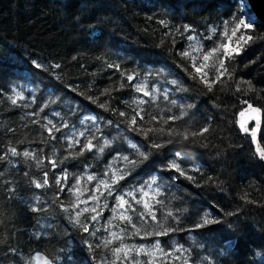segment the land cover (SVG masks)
<instances>
[{"label": "trees", "instance_id": "trees-1", "mask_svg": "<svg viewBox=\"0 0 264 264\" xmlns=\"http://www.w3.org/2000/svg\"><path fill=\"white\" fill-rule=\"evenodd\" d=\"M244 13L252 27L237 35L247 42L225 58L222 33L230 35ZM213 47L202 79L193 65ZM247 104L262 111L264 148V25L246 1L0 0V264H36L37 252L54 264H264V162L236 125ZM49 120L60 129L55 138L43 126ZM90 139L97 147L77 155ZM50 161L62 162L53 168ZM45 171L49 185L36 188ZM114 172L127 175L113 185ZM77 178L83 195L68 191ZM94 190L99 199H89ZM116 196L136 211L118 207ZM73 203L78 208L65 213ZM83 208L96 209L80 217L87 233L69 220ZM203 218L219 223L197 227ZM121 244L144 251L117 259L112 249Z\"/></svg>", "mask_w": 264, "mask_h": 264}, {"label": "snow or ice", "instance_id": "snow-or-ice-1", "mask_svg": "<svg viewBox=\"0 0 264 264\" xmlns=\"http://www.w3.org/2000/svg\"><path fill=\"white\" fill-rule=\"evenodd\" d=\"M161 23L163 24L165 22L164 21H161ZM228 23L229 22L227 20L224 21V24L226 26L228 25ZM241 26H243L244 29H250L252 27L251 23L246 22L245 20H239V23L236 24L235 28H233L231 35H227L226 32L225 33H222V35H226V38H227V41H228L227 43H224V44H222L220 46L223 49V56L225 58H231L234 54L235 55H239L241 53V51H242V47L241 46H239V45L236 46V47H233L232 46V39H233V37H235L237 35V30L240 29ZM188 30H189L188 26L185 25L184 26V31L187 32ZM211 31L213 33H215L216 32V29L213 28V29H211ZM188 39L191 40L192 37L189 36ZM208 39H211V37H208ZM247 39L248 40H251V36H249ZM239 41H245L244 35H240L239 36ZM245 42H247V41H245ZM217 51H218L217 47H213L209 52H207V53L204 54L203 60L205 61V63L200 64V66H198V67H196L195 64L193 65L195 67V72L198 73V74H201V78L202 79H203L204 76L207 75V73L203 72V69L206 68V67H208V65H207L206 62ZM182 56L188 57L189 56V52H183L182 53ZM193 59L195 60L194 57H193ZM219 65H220V67L219 68H216L215 70L218 73H220V75H222L223 72H221V69H223L224 71H227V68L225 67V60L224 59H220ZM112 66L113 65H109V67H112ZM37 67H41V66L39 64H37ZM213 67H215V65H213ZM220 75H217L216 76V79L217 80L220 79ZM127 80H129V81L133 80V76L132 75H128L127 76ZM206 86L209 87V90H211V85L210 84H207ZM136 90L137 91H141L142 90L141 86H137ZM148 94L149 93L147 91L144 92V95L147 96ZM17 98L22 99V97H20L19 94H17ZM10 99H11V103L12 104L15 105L17 103V99H13L11 97H10ZM165 99H167V96H165ZM141 103H143V101H141ZM172 103L175 104V101H172ZM101 107H103V105H101ZM248 109L250 110V114L248 116V119L255 120L257 126L256 127H252L251 130H249V127L246 126L247 125V120H241L239 122L240 129H241V131H243L245 133H249V131H250V134H251V137H252V141H253V143H256V141H257V135L256 134H257V131L259 130V125L261 123V117H260L261 110L259 108H254L250 104L248 105ZM119 115L120 116H125V113L124 112H120ZM137 115H139V114L137 113ZM240 115H241V117H244L245 116V112H241ZM82 123H84V121H82ZM131 124L132 125H135L136 124L135 118H133L131 120ZM49 125H51V127H49ZM43 126L47 129V131L49 132V136L52 137V138H55L54 135H53L54 132H59L60 131V129L56 125L52 124V121L51 120H49L47 122V124L46 125H43ZM130 130L131 131H136L137 129H136V127H132V128H130ZM96 131L99 132L100 129L99 128H96ZM201 131L202 132H207L208 129L205 128V129H202ZM79 135L80 136H84L85 133L84 132H81ZM193 135H197V134L196 133H193ZM93 139H98L95 136V134H93ZM74 143H76V142L70 141L69 144H68V147L69 148H72L74 146ZM109 144H110V141L105 140L102 145H99V151L100 152H103L104 149ZM131 146L134 149H136V152L139 154L140 157H143L144 159H147L148 158L145 155L144 152H140V150L138 148H136V145L135 144H133ZM152 146L154 148H160L161 147L160 144H156V143H153ZM96 147H97V145H93L92 140L90 139V140H88V142L86 144H81L80 150L76 154L77 155H80L85 150L91 151V150H93ZM10 151H11V155L12 156L18 155V153H17V151H16L15 148L10 149ZM256 152H257L258 156L260 157V159L261 160H264V148H261L259 146V144H257ZM32 155H33V153H30L29 151H24L23 152V156L24 157H30ZM121 159L123 161L127 162L129 165H133V166L140 162L139 160H130V158L128 156H123ZM50 162L52 164V167L55 168L57 166V163H61L62 161H50ZM169 166L171 168L177 170V171H180L179 165L176 164L175 162L171 163ZM109 167H111V165ZM180 174L181 175H184V172L180 171ZM107 175H108V173L105 172V176H107ZM126 175H127V172H119V173L114 172L113 173L112 184L113 185L116 184L118 180H123ZM48 177H49V173L47 171H45L44 172V178H43L42 181H40V182L33 181V183L35 184V187L36 188H42V187L48 186L49 185V178ZM66 178H67V174H65L64 177H54V179L56 181V184H58V185L62 184V181L64 179H66ZM95 179H96L95 176H92V175H88L87 176V180L88 181H93ZM188 179H192V178L191 177H188ZM80 183H81L80 178H77L76 179V184L73 185L71 188H69L68 191L69 192H73L74 195H76V193H79V195H83V192L84 191H87V189L86 188H83V189L79 188L78 186L80 185ZM100 184H102L104 188L108 189V195H112V186L111 185H109L106 181H100ZM63 190L64 189L61 188V191H63ZM95 191L96 190H94L93 193L90 194L89 199H94V200L99 199V197L95 195ZM158 194L159 193H157V195ZM79 195H77V200H79ZM126 195L132 196V193L129 192ZM143 195L146 197V196H148V193L147 192H144ZM115 199L118 202V207H124V205L127 204L129 209H131L133 212L136 211L135 209H132L131 204H129L128 201H126L123 196H116ZM81 202L83 203V202H86V201H81ZM136 203L137 204H140L141 201L140 200H136ZM158 203H159V201H158ZM105 207H107V204H105ZM77 208H78V205L76 203H73L70 208L69 207H64L63 208V211L65 213H70V211L76 210ZM144 208H145V210H147L149 212L151 211L150 205L147 204V203L144 204ZM32 210L33 211H37L36 208H33ZM89 211L95 212L96 209L95 208H92V209L83 208V209H79V210H77L75 212V217H72L71 215H69V220L73 223V225L74 226H79V227L83 228V231L86 232V233L89 232V228H88V226L86 224H84V223H82L80 221V217L83 215V213L89 212ZM113 212L115 213V209H113ZM99 215H100L99 212H97L96 215H92L91 216V220L92 221H96ZM168 215L171 216L172 213L169 212ZM120 218H121L122 221H125V222H127L129 224H132L133 223L132 217L131 216H128L126 214H122ZM140 219L141 220L144 219L143 213L140 214ZM213 223H219V221L209 220L207 218H203V223L202 224H197V227H203L204 225H209V224H213ZM108 224L111 225V220H109ZM133 227H135L134 224H133ZM138 233H139V229L137 228L135 234H138ZM90 234L91 235H95L94 232L93 233H90ZM161 234H164V233H159V232L156 233V235H161ZM111 235H112V237L114 239H120V237L116 233H111ZM149 235H151V233H149ZM36 238L37 239L40 238L38 234H36ZM111 243H112V240H106V241H104V245L105 246H107L108 244H111ZM89 247L91 248V244H89ZM154 247L159 248L158 245H156ZM132 251H135L136 255L138 256V255H140L141 252L144 251V249H143V246H141L140 248H135V246H133L132 248H129L128 246L123 245V244H121L117 248L112 249L113 254L117 256V259H120V256H119L120 253H123L124 259H127L129 257V255L131 254ZM146 254H149L150 255L151 253H146ZM31 259L32 260H36L38 262V264H54V260L53 259H49V258L43 256L40 252H37L36 255L33 256ZM131 264H141V261L134 259L131 262ZM149 264H151V261H149Z\"/></svg>", "mask_w": 264, "mask_h": 264}, {"label": "water", "instance_id": "water-1", "mask_svg": "<svg viewBox=\"0 0 264 264\" xmlns=\"http://www.w3.org/2000/svg\"><path fill=\"white\" fill-rule=\"evenodd\" d=\"M246 2L248 4L249 8L251 9V11L253 12L254 16L256 17V19L259 20L264 25V0H246ZM248 105L249 104L245 105V107H243L238 112V114L236 116V125H237L238 129L240 130V132H243V131H241L240 124H239V122L241 120H247V125L246 126L249 127V130H251L252 127H256L257 126L255 120L248 119V116L250 114V110L248 109ZM252 106L254 108H259V107L254 106V105H252ZM241 112H245V116L244 117H241V115H240ZM260 117H261V123L259 125V130L257 131V134H256L257 135L256 143H253L250 131H249V133H247L249 138H250V143H251V146H252L253 153L259 160H261V159H260V157L258 156V154L256 152V148H257V144H259V146L261 148H263V146H262V144L260 143V140H259V133H260L261 125H262V111L260 112ZM243 133H245V132H243ZM261 161L264 162V160H261ZM41 254L43 256L47 257L44 253H41ZM35 262H36V264H38V262L36 260H35Z\"/></svg>", "mask_w": 264, "mask_h": 264}, {"label": "rangeland", "instance_id": "rangeland-1", "mask_svg": "<svg viewBox=\"0 0 264 264\" xmlns=\"http://www.w3.org/2000/svg\"><path fill=\"white\" fill-rule=\"evenodd\" d=\"M245 1L246 0H238V2H239V5L240 6H244V4H245ZM251 16H249L248 14H246V13H244V15H243V17H242V20H245L246 22H250L251 21ZM242 28H243V26H241ZM231 35V34H230ZM240 35H245L243 32L240 34ZM239 35V36H240ZM239 36L238 35H236L235 37H233V39H232V46L233 47H236V46H238L239 45V43H240V41H239ZM228 41H226V43H227ZM260 140V139H259Z\"/></svg>", "mask_w": 264, "mask_h": 264}]
</instances>
